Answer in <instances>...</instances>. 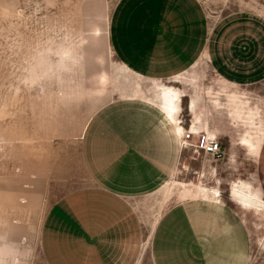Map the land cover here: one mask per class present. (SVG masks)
I'll return each instance as SVG.
<instances>
[{
    "label": "rangeland",
    "instance_id": "1",
    "mask_svg": "<svg viewBox=\"0 0 264 264\" xmlns=\"http://www.w3.org/2000/svg\"><path fill=\"white\" fill-rule=\"evenodd\" d=\"M120 1L0 0V264H151L145 201L138 203L142 230L132 239L105 234L67 257L64 238L46 247L42 237L50 209L85 184V134L99 110L113 97L143 96L140 80L121 66L110 43ZM198 1L211 22L227 18L231 31L262 33L264 0ZM203 76L210 106L216 102L223 112L202 122L199 134L216 140L222 156L184 149L181 181L229 208L234 264L241 242L242 264H264V180L257 179L255 157L264 136L257 102L264 86L228 90L207 64ZM153 84L154 95L169 88L182 103L177 89ZM179 122L190 125L186 112Z\"/></svg>",
    "mask_w": 264,
    "mask_h": 264
},
{
    "label": "crops",
    "instance_id": "2",
    "mask_svg": "<svg viewBox=\"0 0 264 264\" xmlns=\"http://www.w3.org/2000/svg\"><path fill=\"white\" fill-rule=\"evenodd\" d=\"M233 27L227 18L211 22L198 0L118 3L111 47L121 66L140 80L143 96L113 97L99 110L85 134V184L48 212L42 229L46 247L64 238L70 257L107 234L128 233L132 239L142 230L138 203L145 201L151 264H234L229 208L180 176L186 131L195 138L202 122L223 112L202 91L203 65L228 90L264 86V26L262 33ZM153 82L177 89L182 103L174 95H154ZM257 102L264 108V90ZM184 112L191 123H181L180 130ZM233 141L232 153L238 149ZM255 153L256 176L264 180V136ZM238 246L242 264L247 247Z\"/></svg>",
    "mask_w": 264,
    "mask_h": 264
},
{
    "label": "built area",
    "instance_id": "3",
    "mask_svg": "<svg viewBox=\"0 0 264 264\" xmlns=\"http://www.w3.org/2000/svg\"><path fill=\"white\" fill-rule=\"evenodd\" d=\"M187 132V131H186ZM182 142L183 149H193L195 152H201L212 158L219 159L222 156L221 146L216 140L209 139L206 135L197 134L196 139L194 134L188 131L185 134Z\"/></svg>",
    "mask_w": 264,
    "mask_h": 264
},
{
    "label": "bare ground",
    "instance_id": "4",
    "mask_svg": "<svg viewBox=\"0 0 264 264\" xmlns=\"http://www.w3.org/2000/svg\"><path fill=\"white\" fill-rule=\"evenodd\" d=\"M160 93H161V95L162 96H164L165 98H168V97H170V96H173L172 95V92H171V90L169 89V88H164V87H160ZM174 97L176 98V95H174ZM176 102H178L177 100H176ZM175 104V103H174ZM176 107H177V105H176ZM167 110V109H166ZM177 114V113H176ZM178 127H179V129L181 130V127H180V122H179V125H178ZM194 128L195 127H193V130H194ZM183 130V129H182ZM176 133V132H175ZM177 134V133H176ZM196 134V133H195ZM246 207V206H245Z\"/></svg>",
    "mask_w": 264,
    "mask_h": 264
}]
</instances>
